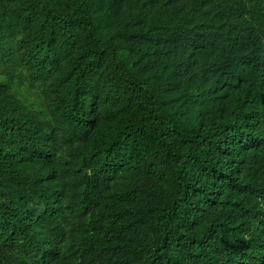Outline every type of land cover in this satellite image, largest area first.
Here are the masks:
<instances>
[{"label":"trees","instance_id":"1","mask_svg":"<svg viewBox=\"0 0 264 264\" xmlns=\"http://www.w3.org/2000/svg\"><path fill=\"white\" fill-rule=\"evenodd\" d=\"M0 264H264V0H0Z\"/></svg>","mask_w":264,"mask_h":264}]
</instances>
